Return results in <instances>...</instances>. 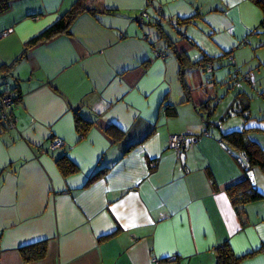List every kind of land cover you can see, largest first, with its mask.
I'll list each match as a JSON object with an SVG mask.
<instances>
[{
    "label": "crops",
    "instance_id": "obj_1",
    "mask_svg": "<svg viewBox=\"0 0 264 264\" xmlns=\"http://www.w3.org/2000/svg\"><path fill=\"white\" fill-rule=\"evenodd\" d=\"M79 1L14 0L0 15V94L20 96L14 128L0 123V264H216L223 243L239 264H264V198L236 211L226 188L246 162L221 139L248 129L264 157L261 8L81 0L95 15L21 56ZM237 101L248 119L225 123ZM76 115L91 123L83 137ZM172 135L197 139L184 165ZM55 138L64 145L51 151ZM62 155L77 172L63 176ZM39 242L46 256L24 263L19 249Z\"/></svg>",
    "mask_w": 264,
    "mask_h": 264
},
{
    "label": "trees",
    "instance_id": "obj_2",
    "mask_svg": "<svg viewBox=\"0 0 264 264\" xmlns=\"http://www.w3.org/2000/svg\"><path fill=\"white\" fill-rule=\"evenodd\" d=\"M14 0H0V15L6 13ZM255 3L261 8L264 14V0H254ZM87 11L82 1L80 0L75 5L71 7V9L65 13L62 17L58 19L51 27L45 30L43 33L28 41L24 46V51L21 56L25 55L26 50L34 47L37 44L42 42L49 41L50 39L69 34L70 27L75 19L83 12ZM91 14L95 15L93 11H87ZM18 60V59H17ZM179 63L181 65V69L184 65V59L179 57ZM11 66L6 67L5 74L9 73V69ZM2 69H0L1 71ZM3 70V71H4ZM15 93L14 103H17L20 100V96ZM3 93L0 94V97ZM2 125L5 124L1 122ZM91 127V123L84 121L78 115L75 117V128L77 133L83 137ZM248 129H243L241 131H234L231 133L221 135L222 141L225 145L234 152H238L242 154L245 159L246 165L243 167L244 176L243 178L228 188H226V193L228 194L232 205L235 207L236 211H239L250 202L259 201L264 198L262 194H260L257 190H253L250 184L249 179L246 176V173L254 168L259 169L264 175V157L262 154V150L259 146L247 139ZM56 164L63 174V176H69L77 172V168L70 160L66 157V155H62L61 157L56 159ZM103 171H99L92 176L89 177L86 185L95 181L100 175H102ZM240 214V213H239ZM47 253V247L45 242H39L33 245H29L26 247H22L19 249V254L24 263H32L42 260ZM217 253V263L216 264H239L240 259L236 258L231 250L229 249L226 243L221 244L216 249Z\"/></svg>",
    "mask_w": 264,
    "mask_h": 264
},
{
    "label": "built area",
    "instance_id": "obj_3",
    "mask_svg": "<svg viewBox=\"0 0 264 264\" xmlns=\"http://www.w3.org/2000/svg\"><path fill=\"white\" fill-rule=\"evenodd\" d=\"M149 19V16L146 13H142L137 21L143 22ZM9 31H4L0 33V38L8 35ZM161 57H164L163 54H160ZM231 59V58H230ZM207 71L211 70L210 65L206 67ZM209 86H213V82H209ZM15 93L10 90H5L0 97V120L5 124L7 130H12L14 128L15 119L12 116L11 110L14 103ZM187 137L185 135H172L168 140V147L171 150H181L184 147ZM64 145L63 141L59 138L53 139L49 144V149L51 151L62 148ZM264 249V247H263ZM153 262H156L153 259Z\"/></svg>",
    "mask_w": 264,
    "mask_h": 264
},
{
    "label": "water",
    "instance_id": "obj_4",
    "mask_svg": "<svg viewBox=\"0 0 264 264\" xmlns=\"http://www.w3.org/2000/svg\"><path fill=\"white\" fill-rule=\"evenodd\" d=\"M240 114L242 115L243 118L248 119L249 112L248 113L247 112L244 113L242 111L240 105H239V102L237 101V102H235V104L233 105V107L231 108V110L229 111V113H228L227 117L225 118V120H227L229 117H234V116H237V115H240ZM196 141H197L196 138H188V139H186L185 144H184V147L182 148L184 152L180 156L181 164L182 165H184V163H185L184 162V160H185V153H186L189 145L191 143H195ZM246 176H247V178L250 181V184H251L252 189L255 190L256 189V186H255V180H254L253 172L251 170L248 171L246 173Z\"/></svg>",
    "mask_w": 264,
    "mask_h": 264
},
{
    "label": "rangeland",
    "instance_id": "obj_5",
    "mask_svg": "<svg viewBox=\"0 0 264 264\" xmlns=\"http://www.w3.org/2000/svg\"><path fill=\"white\" fill-rule=\"evenodd\" d=\"M253 109H255V106H253ZM254 111H255V110H254ZM238 118H239V117H236V116H234V117H230L229 119L226 120L225 123H227L228 121H231V122L236 121V119H238ZM233 124H234V122H233ZM210 129L214 130L213 127H210Z\"/></svg>",
    "mask_w": 264,
    "mask_h": 264
}]
</instances>
